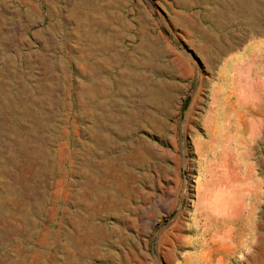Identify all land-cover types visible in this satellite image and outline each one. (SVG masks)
<instances>
[{
	"label": "rangeland",
	"instance_id": "374dc122",
	"mask_svg": "<svg viewBox=\"0 0 264 264\" xmlns=\"http://www.w3.org/2000/svg\"><path fill=\"white\" fill-rule=\"evenodd\" d=\"M250 237L259 257L264 0H0V264Z\"/></svg>",
	"mask_w": 264,
	"mask_h": 264
},
{
	"label": "crops",
	"instance_id": "0c3cea01",
	"mask_svg": "<svg viewBox=\"0 0 264 264\" xmlns=\"http://www.w3.org/2000/svg\"><path fill=\"white\" fill-rule=\"evenodd\" d=\"M252 237L244 243L237 244L228 238V242H215L213 245L204 240L198 245L196 252L182 257V264H264V245L259 257L254 258Z\"/></svg>",
	"mask_w": 264,
	"mask_h": 264
},
{
	"label": "water",
	"instance_id": "95a60500",
	"mask_svg": "<svg viewBox=\"0 0 264 264\" xmlns=\"http://www.w3.org/2000/svg\"><path fill=\"white\" fill-rule=\"evenodd\" d=\"M187 105H188V102H187V104H186L185 108H187Z\"/></svg>",
	"mask_w": 264,
	"mask_h": 264
}]
</instances>
